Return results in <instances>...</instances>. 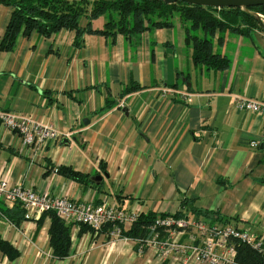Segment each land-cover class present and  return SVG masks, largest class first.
Returning <instances> with one entry per match:
<instances>
[{"label": "crops", "instance_id": "crops-1", "mask_svg": "<svg viewBox=\"0 0 264 264\" xmlns=\"http://www.w3.org/2000/svg\"><path fill=\"white\" fill-rule=\"evenodd\" d=\"M10 13L0 4V41ZM94 20V29L104 28L106 22L96 27ZM76 36L68 29L49 37L33 32L21 35L14 50L0 49V109L31 115L61 133L33 156L0 122V176L52 196L157 215L185 210L207 222L232 223L264 250V114L233 102L237 95L264 101V33H226L220 44L215 35L214 52L230 60L223 69L194 63L179 17L138 36L86 32L80 46ZM131 84L142 89L123 94ZM60 165L92 180L68 178L56 170ZM27 217L18 226L0 218L2 237L20 251L14 261L0 252V261L32 264L43 250L49 264H191L180 253L162 260L149 244L139 252L135 239L79 234L75 226L70 255L58 259L49 243L50 219L38 230L40 215Z\"/></svg>", "mask_w": 264, "mask_h": 264}, {"label": "trees", "instance_id": "trees-1", "mask_svg": "<svg viewBox=\"0 0 264 264\" xmlns=\"http://www.w3.org/2000/svg\"><path fill=\"white\" fill-rule=\"evenodd\" d=\"M88 3L92 4L90 9L86 7ZM0 4L11 7L10 19L0 41V49L5 51L14 50L21 35L30 36L33 32L49 37L62 29L75 30L77 34L75 43L80 46L86 32L105 34L111 37H115L117 34L138 36L154 27L170 26L174 23L175 18L179 17L186 31L187 43L193 45L194 63L208 69H223L229 67L230 60L226 56H222L220 52H214V36L217 30L220 32L230 30L233 23L251 24L252 21L264 29L261 21L251 12L241 8L205 7L181 1L166 4L158 0H0ZM251 10L264 14V6L251 7ZM105 15L107 21L104 28L94 29L92 20ZM82 18L87 19L85 25L81 23ZM140 89L142 87L139 85L131 84L123 94ZM106 104L107 108H112L115 102L109 100ZM56 170L73 180L89 183L91 179L88 175L75 171L72 167L60 165L56 167ZM186 204L185 201L183 206ZM27 212L22 203L18 201L11 208H5L0 204V218H7L17 226L24 220L30 219L27 217ZM195 212V215L200 214L198 210ZM188 215L190 212L185 210L173 214L175 217ZM157 217L158 215L155 213L141 212L131 227L125 228L124 225H121L122 236L137 240L140 246L144 242H140V240L152 237L150 227ZM47 219H50L48 232L52 256L64 259L71 252L75 225L66 222L55 211H45L37 219L38 230L44 226ZM111 229L112 225L110 224L101 231L109 233ZM87 231L95 234V231L86 224L81 225L79 234ZM234 244L236 255L232 264H264L263 249L239 240H235ZM0 252L10 261L20 257L19 249L4 239L1 233Z\"/></svg>", "mask_w": 264, "mask_h": 264}, {"label": "built area", "instance_id": "built-area-1", "mask_svg": "<svg viewBox=\"0 0 264 264\" xmlns=\"http://www.w3.org/2000/svg\"><path fill=\"white\" fill-rule=\"evenodd\" d=\"M163 91L175 92L169 88H164ZM179 93L184 100H189L190 94ZM233 102L239 109L264 114V101L259 99L237 95ZM0 122L18 135L20 149L25 147L31 149L33 156L44 152L49 144L61 137L57 128L24 113L0 109ZM257 145V141L251 142V146ZM0 201L11 206L18 201L35 216L45 211H55L66 222H73L77 230L86 224L95 231V234L111 224L110 236L119 237H122L121 225L134 223L141 213L140 207L128 210L107 201L102 203H95L91 199L81 201L68 194L52 196L48 192L37 191L20 182L12 183L5 176H0ZM150 229L152 237L140 240L144 242L138 251L143 252L145 243L149 244L156 249L162 260H167L174 253H180L191 264H232L236 255L235 240L263 249L262 242L257 237L235 224L211 223L191 215L186 217H175L173 214L158 215ZM185 235L188 236V241H182Z\"/></svg>", "mask_w": 264, "mask_h": 264}, {"label": "rangeland", "instance_id": "rangeland-1", "mask_svg": "<svg viewBox=\"0 0 264 264\" xmlns=\"http://www.w3.org/2000/svg\"><path fill=\"white\" fill-rule=\"evenodd\" d=\"M87 8H91L92 4L88 3L86 4ZM262 14V17L264 18V14ZM107 21V16H101L99 17L98 20L93 21L94 26H103V23ZM87 22L86 18H82L81 23L85 24ZM226 33H235V34H242L243 36H249L251 38L255 36H260L262 33H264V29L258 25V23L252 21L251 24L246 23V22H238V23H233L232 27L230 30H224V31H219L217 30L216 35L218 34V42L219 44L222 43L224 34ZM215 37V36H214ZM215 39V38H214ZM217 52V51H216ZM223 56V55H222ZM226 56V55H224ZM227 57V56H226ZM49 254L48 252L42 250V254H40L36 259H33L32 264H49ZM1 264H10L8 261H0ZM52 263V262H51Z\"/></svg>", "mask_w": 264, "mask_h": 264}, {"label": "water", "instance_id": "water-1", "mask_svg": "<svg viewBox=\"0 0 264 264\" xmlns=\"http://www.w3.org/2000/svg\"><path fill=\"white\" fill-rule=\"evenodd\" d=\"M158 1H162L166 4H171L181 1L191 5H201L205 7H215V8L238 7L247 12H251L259 21L263 23V27H264V20L261 16V13L251 10V7L264 6V0H158ZM84 122L88 124L89 119H85ZM66 141L68 140L66 139Z\"/></svg>", "mask_w": 264, "mask_h": 264}]
</instances>
